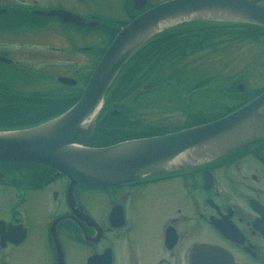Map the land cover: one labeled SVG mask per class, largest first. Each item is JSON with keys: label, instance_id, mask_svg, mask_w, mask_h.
<instances>
[{"label": "flooded vegetation", "instance_id": "1", "mask_svg": "<svg viewBox=\"0 0 264 264\" xmlns=\"http://www.w3.org/2000/svg\"><path fill=\"white\" fill-rule=\"evenodd\" d=\"M166 1L0 0V131L30 128L33 108L78 97L118 29ZM261 38L264 27L221 17L173 23L123 68L132 80L103 100L85 145L171 133L239 107L264 89L262 62L233 73L215 60L244 56L247 40L260 60ZM0 264H264V133L216 155L186 150L109 186L0 160Z\"/></svg>", "mask_w": 264, "mask_h": 264}, {"label": "water", "instance_id": "2", "mask_svg": "<svg viewBox=\"0 0 264 264\" xmlns=\"http://www.w3.org/2000/svg\"><path fill=\"white\" fill-rule=\"evenodd\" d=\"M203 12L264 27V0H169L149 8L118 29L69 108L30 128L0 131V160L44 164L71 183L109 186L158 170L163 162L186 150L216 155L263 134L264 90L233 111L202 124L102 147L85 145L104 95L125 61L173 23L206 18ZM170 18L177 20L153 29ZM59 79L73 82L66 77Z\"/></svg>", "mask_w": 264, "mask_h": 264}, {"label": "rangeland", "instance_id": "3", "mask_svg": "<svg viewBox=\"0 0 264 264\" xmlns=\"http://www.w3.org/2000/svg\"><path fill=\"white\" fill-rule=\"evenodd\" d=\"M198 19V18H197ZM261 46H264V38H261ZM259 41V43H260ZM259 49V45L253 44L252 40L249 41L247 40L245 45L241 46L242 52H244V56L241 55L239 58L238 57H231L230 59H218L215 60L217 66L219 68H227V69H233L235 71H232L233 73H236L240 70L238 68L240 67H245V69H241L243 73L250 72V70L254 69V67L259 66L260 61L262 62L261 68L264 70V53L261 55L260 60L256 59H250V56H253L255 52H257ZM249 57V58H248ZM214 62V60H201L199 61V65L202 67H209L210 62ZM252 75L248 76L251 77ZM252 81V80H248ZM252 84V83H250Z\"/></svg>", "mask_w": 264, "mask_h": 264}, {"label": "trees", "instance_id": "4", "mask_svg": "<svg viewBox=\"0 0 264 264\" xmlns=\"http://www.w3.org/2000/svg\"><path fill=\"white\" fill-rule=\"evenodd\" d=\"M187 26H185L181 29L183 31L184 30H190L191 27L190 26L187 27ZM248 33H249V31L247 30L246 31V34H247L246 37L247 38H249ZM143 48H144V46L142 45L133 55L135 56V54L142 52ZM133 55L125 62V64L123 65V67L121 69V72H119L116 75L115 79L113 80L112 84L110 85L109 89L107 90V92L104 96V99L108 100L111 97V92L113 91V87L116 83H120L123 85V87H125V85L132 80L133 76L131 77L129 74H126V72H123L124 74L122 75V71H123V68H125V66H129L128 64L130 63V60L134 57ZM124 91L125 92H123V94H126L127 91L126 90H124ZM76 98L75 97L68 98L67 99L69 101L68 104L66 106L63 105V107L62 106H53V107H44V108L43 107L33 108V125L38 124L41 121H44L50 117H53V116L59 114L62 111H64L68 107V105H70L71 103H73L75 101ZM92 138L94 141L95 137L92 136Z\"/></svg>", "mask_w": 264, "mask_h": 264}, {"label": "bare ground", "instance_id": "5", "mask_svg": "<svg viewBox=\"0 0 264 264\" xmlns=\"http://www.w3.org/2000/svg\"><path fill=\"white\" fill-rule=\"evenodd\" d=\"M202 15L204 17H206V18H209L210 16H212V17L216 16V17L229 18V16H227L225 14L224 15H222V14H214V15H212V13H208V12H203ZM176 20H177V18H174V19L170 18V19H167V20H163V21L159 22L158 25L155 28H153V29H158V28L163 27L165 25H168V24H170V23H172V22H174Z\"/></svg>", "mask_w": 264, "mask_h": 264}]
</instances>
